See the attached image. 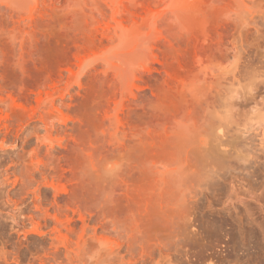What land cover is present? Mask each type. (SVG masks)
Here are the masks:
<instances>
[{"label":"rangeland","instance_id":"1","mask_svg":"<svg viewBox=\"0 0 264 264\" xmlns=\"http://www.w3.org/2000/svg\"><path fill=\"white\" fill-rule=\"evenodd\" d=\"M0 8V264H264V0Z\"/></svg>","mask_w":264,"mask_h":264},{"label":"bare ground","instance_id":"2","mask_svg":"<svg viewBox=\"0 0 264 264\" xmlns=\"http://www.w3.org/2000/svg\"><path fill=\"white\" fill-rule=\"evenodd\" d=\"M148 2H149V4L150 5H152V6H155L156 4H157V2H158V0H147ZM5 11L3 8H0V12L1 13H3V12ZM129 11V10H128ZM127 12V11H126ZM128 13V12H127ZM168 14H165L164 15V17H165V19L166 18H168V16H167ZM119 17V16H118ZM117 17V18H118ZM116 18V17H115ZM116 18V19H117ZM119 19V18H118ZM121 21V20H120ZM116 22H118V21H116ZM119 23V22H118ZM122 23V22H121ZM120 28V27H119ZM121 28H122V26H121ZM120 28V29H121ZM114 38V37H113ZM112 39V38H111ZM154 69H156V68H148L147 67V69H146V73H149L150 74V76H146L145 74L143 75L144 76V78H145V80L147 81V83H148V81H151V73H152V71H156V70H154ZM151 72V73H150ZM148 74V75H149ZM108 78H109V76H98L97 77V80L98 81H107L108 80ZM157 78H155V80H156ZM140 94H137V95H135V97H140L139 96ZM141 98V97H140ZM132 104H134V103H132ZM255 104V103H254ZM133 106V105H132ZM134 106H136L135 104H134ZM254 109H258V110H260V111H263L264 112V105H262V104H258V105H255L254 106ZM253 109V110H254ZM135 111V110H134ZM133 111V112H134ZM255 111V110H254ZM218 127V126H217ZM220 128V127H219ZM219 146H221V145H219ZM102 149H105L104 147H102ZM107 149V151H108V153L110 152V151H112V152H114L113 150H108V148H106ZM77 146H73V145H71V144H67L64 148H63V151H64V154H66V153H76L77 152ZM82 151H84L85 149H81ZM86 150H88V149H86ZM222 152H224V151H222ZM225 154V153H224ZM228 154V153H227ZM216 171V170H215ZM218 172V171H217ZM215 173V172H214ZM213 177V176H212ZM77 179V177H76V175L74 174L73 175V177H72V180H76ZM211 179V178H210ZM119 202V201H118ZM118 205H121V203L119 202L118 203Z\"/></svg>","mask_w":264,"mask_h":264}]
</instances>
